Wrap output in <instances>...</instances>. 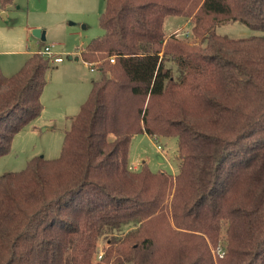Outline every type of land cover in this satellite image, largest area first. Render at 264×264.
Here are the masks:
<instances>
[{
	"label": "trees",
	"instance_id": "trees-1",
	"mask_svg": "<svg viewBox=\"0 0 264 264\" xmlns=\"http://www.w3.org/2000/svg\"><path fill=\"white\" fill-rule=\"evenodd\" d=\"M104 1L79 55L99 76L60 154L0 175V264H264V0ZM171 14L193 39L164 34ZM230 21L262 33L215 31ZM51 64L0 67V157L41 113ZM139 132L176 137L177 172L129 167Z\"/></svg>",
	"mask_w": 264,
	"mask_h": 264
},
{
	"label": "rangeland",
	"instance_id": "rangeland-1",
	"mask_svg": "<svg viewBox=\"0 0 264 264\" xmlns=\"http://www.w3.org/2000/svg\"><path fill=\"white\" fill-rule=\"evenodd\" d=\"M104 4V0H13L3 11L5 16L0 9L2 66H12L15 58H19L21 66L31 52H39L36 51L39 45L35 42L38 40L32 33L33 28L44 30L45 39L39 41L53 44V49L63 58L61 63L51 62V66L56 68L51 73L50 68L47 73V81L40 95L42 111L13 136L9 151L0 157V175L22 169L34 156L51 159L60 154L64 131L86 99L91 79L99 76L97 69L90 70L80 58L74 57L81 47L102 34L99 17ZM191 25L188 17L166 15L163 32L166 36L178 32L179 37L191 40ZM215 31L230 38L262 33L238 21L217 24ZM14 70L2 69L6 75ZM31 124L33 127L29 126ZM143 162L151 171L177 172L180 159L176 137L149 136L143 132L134 134L128 146L129 167H139ZM108 237V231L99 236V253L106 250Z\"/></svg>",
	"mask_w": 264,
	"mask_h": 264
},
{
	"label": "crops",
	"instance_id": "crops-1",
	"mask_svg": "<svg viewBox=\"0 0 264 264\" xmlns=\"http://www.w3.org/2000/svg\"><path fill=\"white\" fill-rule=\"evenodd\" d=\"M4 10H2V12H3ZM3 16H5V13H4V15ZM34 29V28H33ZM41 30V32L42 33H44L45 34V32H44V30H42V29H40ZM36 37V36H35ZM45 39V37L44 38H41V35L39 36V37H37V40L38 41H35L38 45H39V47L36 49V51H40L45 45H47V44H44V43H42V42H40L39 40H41V41H43ZM87 44V43H86ZM85 44V45H86ZM84 48V46L83 47H81L79 50H78V52H77V56H75L74 58L75 59H77V58H80L79 57V55H80V52L82 51V49ZM34 52V51H33ZM33 52H31V53H33ZM69 56H71V55H69ZM69 56H68V58H69ZM71 58H72V56H71ZM71 58H69V59H71ZM81 59V58H80ZM82 60V59H81ZM63 61V59L60 61V62H56V63H61ZM83 61V60H82ZM13 63H12V66H10V67H7V65L6 66H2V63L0 62V65L2 66V69H4V67H5V69L6 68H10V69H18L19 67H20V65H19V63H20V60H19V58H15L13 61H12ZM83 63H84V65H85V67H89L90 68V70H94V68H92V65H90V64H88L87 62H85V61H83ZM54 68H56V66H53L51 69H50V73L52 72V70L54 69ZM92 68V69H91ZM16 70H14V71H16ZM4 74H5V72H4ZM29 126H31V127H33L32 126V124L31 125H29ZM44 129H46V128H44ZM133 165H135L136 166V164H133Z\"/></svg>",
	"mask_w": 264,
	"mask_h": 264
},
{
	"label": "built area",
	"instance_id": "built-area-1",
	"mask_svg": "<svg viewBox=\"0 0 264 264\" xmlns=\"http://www.w3.org/2000/svg\"><path fill=\"white\" fill-rule=\"evenodd\" d=\"M41 54H43L45 57L49 59L50 62H60L63 58L53 49V44H47L45 45L40 51ZM110 61H114V57H110ZM92 69V68H91ZM158 148H160V145H157ZM222 255V252H219V256ZM100 256V253L99 255Z\"/></svg>",
	"mask_w": 264,
	"mask_h": 264
},
{
	"label": "water",
	"instance_id": "water-1",
	"mask_svg": "<svg viewBox=\"0 0 264 264\" xmlns=\"http://www.w3.org/2000/svg\"><path fill=\"white\" fill-rule=\"evenodd\" d=\"M2 15H4V12H2ZM32 33L36 36L39 37L41 35V38H44V33L41 32V30L39 28H34L32 30ZM69 58H71V56H69Z\"/></svg>",
	"mask_w": 264,
	"mask_h": 264
}]
</instances>
